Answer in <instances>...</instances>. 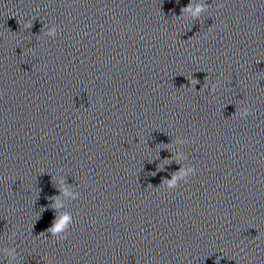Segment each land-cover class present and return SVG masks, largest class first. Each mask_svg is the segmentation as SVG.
Returning <instances> with one entry per match:
<instances>
[{"label":"clouds","instance_id":"1","mask_svg":"<svg viewBox=\"0 0 264 264\" xmlns=\"http://www.w3.org/2000/svg\"><path fill=\"white\" fill-rule=\"evenodd\" d=\"M197 11H199V9H197ZM65 219H67V217H65ZM63 223V221H61V224ZM59 227V226H58Z\"/></svg>","mask_w":264,"mask_h":264}]
</instances>
